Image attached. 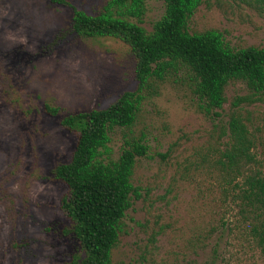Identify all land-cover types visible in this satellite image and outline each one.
I'll list each match as a JSON object with an SVG mask.
<instances>
[{"label":"rangeland","instance_id":"374dc122","mask_svg":"<svg viewBox=\"0 0 264 264\" xmlns=\"http://www.w3.org/2000/svg\"><path fill=\"white\" fill-rule=\"evenodd\" d=\"M106 2L0 0V264H68L80 253L60 207L67 187L53 174L76 143L61 118L106 108L138 85L128 44L72 29L75 7L95 14ZM146 6L139 23L151 31L165 3L146 0ZM189 29H218L236 48L263 47L264 9L206 0ZM250 93L246 83L231 82L223 107L208 111L188 72H171L144 101L135 125L112 132L115 157L127 132L149 145L135 167L139 197L123 219L115 263L264 264L233 184L215 161L228 140L234 100ZM46 103L64 111L51 115ZM240 110L258 139L259 163L244 173L264 170V99L244 102Z\"/></svg>","mask_w":264,"mask_h":264},{"label":"trees","instance_id":"16d2710c","mask_svg":"<svg viewBox=\"0 0 264 264\" xmlns=\"http://www.w3.org/2000/svg\"><path fill=\"white\" fill-rule=\"evenodd\" d=\"M163 1L165 13L151 31L139 23L147 10L146 0H107L95 14L73 10L74 32L117 38L129 45L136 58L138 85L106 108L61 118V125L76 136L71 158L53 169L54 178L67 187L60 207L80 245V253L68 264H125L115 263L113 253L123 219L134 196L139 197L133 176L138 159L149 154V145L145 137L127 132L121 153L115 157L112 132L132 128L144 101L158 94L160 82L169 73L180 70L188 72L193 92L208 111L223 107L231 82L242 81L251 92L234 100L228 140L215 161L226 173L227 183L233 184L245 230L264 258V170L256 167L244 173L248 164L259 163L258 139L240 110L244 102L264 99V46L236 48L218 29L191 32L189 19L206 0ZM234 1L264 9V0ZM45 109L51 115L64 111L51 103Z\"/></svg>","mask_w":264,"mask_h":264}]
</instances>
